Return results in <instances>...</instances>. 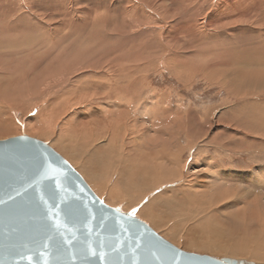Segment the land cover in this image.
I'll return each instance as SVG.
<instances>
[{
    "label": "rangeland",
    "instance_id": "1",
    "mask_svg": "<svg viewBox=\"0 0 264 264\" xmlns=\"http://www.w3.org/2000/svg\"><path fill=\"white\" fill-rule=\"evenodd\" d=\"M263 1L0 0V140L48 143L105 203L182 250L264 264ZM142 154L170 155L174 174L130 181L121 170Z\"/></svg>",
    "mask_w": 264,
    "mask_h": 264
},
{
    "label": "water",
    "instance_id": "2",
    "mask_svg": "<svg viewBox=\"0 0 264 264\" xmlns=\"http://www.w3.org/2000/svg\"><path fill=\"white\" fill-rule=\"evenodd\" d=\"M0 264H255L180 249L105 203L48 143L0 140Z\"/></svg>",
    "mask_w": 264,
    "mask_h": 264
},
{
    "label": "bare ground",
    "instance_id": "3",
    "mask_svg": "<svg viewBox=\"0 0 264 264\" xmlns=\"http://www.w3.org/2000/svg\"><path fill=\"white\" fill-rule=\"evenodd\" d=\"M264 2V1H263ZM233 13V12H232ZM231 15V14H230ZM233 16V15H232ZM232 18V17H231ZM248 19V18H247ZM230 23V22H229ZM128 24V23H127ZM94 26V25H93ZM85 38V37H84ZM181 38V37H180ZM141 42V41H140ZM36 43V42H35ZM35 43H33V44H35ZM32 44V43H31ZM38 44V43H37ZM59 44V43H58ZM28 45V44H27ZM39 45V44H38ZM169 45V44H168ZM41 46V45H40ZM63 47H64V45H62ZM25 47V46H24ZM34 47H36V46H34ZM38 47V46H37ZM42 47V46H41ZM45 47V46H44ZM43 47V48H44ZM57 47H60V48H58L59 49V51L57 52V51H55V53H58L59 54V57L60 58H58L59 60H62L64 57H62V54L60 55V53L59 52H61L60 51V49H61V46H57ZM7 48V47H6ZM43 48H41V49H43ZM56 48V47H55ZM2 49V48H1ZM39 49H40V47H39ZM39 49H38V51H39ZM40 49V50H41ZM57 49V48H56ZM64 49V48H63ZM37 50V49H36ZM51 50H54V48L53 49H51ZM188 50V49H187ZM29 51V50H28ZM195 51V50H194ZM193 51V52H194ZM179 52V51H178ZM177 52V53H178ZM30 53H31V51H30ZM54 53V54H55ZM63 53V52H62ZM157 53V52H156ZM183 53V52H182ZM253 53V52H252ZM256 53V52H255ZM258 53V52H257ZM65 54V53H64ZM173 54V53H172ZM186 53H184V55H185ZM197 54V53H196ZM195 54V55H196ZM245 54H248V53H245ZM251 54V53H250ZM31 55V54H30ZM160 55H162V54H160ZM210 55V54H209ZM252 55V54H251ZM256 55V54H255ZM52 56V55H51ZM65 56V55H64ZM172 56V55H171ZM170 56V57H171ZM176 56H177V54H176ZM179 56V55H178ZM243 56V55H242ZM175 57V56H174ZM173 56H172V58H174ZM244 57H247V58H245V59H247L248 60V56H244ZM243 57V58H244ZM249 57H251V56H249ZM257 57V56H256ZM262 58H263V55L261 56ZM148 58V57H147ZM152 58V57H151ZM176 58V57H175ZM184 59H185V57H183ZM196 58V57H195ZM229 58V57H228ZM242 58V57H241ZM253 58H255V56L253 57ZM57 59V58H56ZM68 59V58H67ZM186 59H188V58H186ZM185 59V60H186ZM244 59V60H245ZM177 59H175V61H176ZM179 60V59H178ZM184 60V61H185ZM249 60H250V58H249ZM251 60H252V57H251ZM259 60V59H258ZM64 60H62V62H63ZM67 60H65V62H66ZM180 61V60H179ZM183 61V62H184ZM243 61V60H242ZM260 61V60H259ZM61 62V61H60ZM181 62V61H180ZM209 62V61H208ZM245 62H246V60H245ZM257 62V61H256ZM262 62L264 63V59H261V63L260 64H262ZM126 63V62H125ZM185 63V62H184ZM183 63V64H184ZM181 64L182 63H180V66H181ZM246 64V63H245ZM63 65V64H62ZM61 65V66H62ZM122 65V64H121ZM133 65V64H132ZM178 65V64H177ZM184 65H186V66H189V65H187V63L186 64H184ZM184 65L182 66V68L184 67ZM190 65H191V63H190ZM206 65V64H205ZM27 66V65H26ZM31 66V65H30ZM30 66H29V68H30ZM58 66V65H57ZM68 67V66H67ZM118 68V67H117ZM181 68V69H182ZM185 68V67H184ZM189 68H190V66H189ZM62 69V68H61ZM123 69L124 70H126L127 69V66H124L123 67ZM186 69V68H185ZM57 71V70H56ZM59 71V70H58ZM183 71V70H182ZM127 72H128V70H127ZM127 72H125V73H127ZM244 72V71H243ZM252 72V71H251ZM54 73V72H53ZM130 73V72H129ZM128 73V74H129ZM191 73V72H190ZM246 73V72H245ZM259 73V72H258ZM257 73V74H258ZM241 74V73H240ZM252 74H254L253 72H252ZM57 75V74H56ZM55 75V76H56ZM239 76V75H238ZM244 76V75H243ZM242 76V77H243ZM255 76V75H254ZM54 77V76H53ZM129 78V77H128ZM240 78H241V76H240ZM246 78V77H245ZM252 78V77H251ZM55 80V79H54ZM53 80V81H54ZM247 80V79H246ZM245 80V81H246ZM42 81V80H41ZM111 85V84H110ZM118 97V96H117ZM136 98V97H135ZM80 99V98H79ZM129 100V99H128ZM78 102H80V101H78ZM74 103H76V101H74ZM64 104H67V103H64ZM59 105V104H58ZM57 105V106H58ZM62 105V104H61ZM60 105V106H61ZM71 105V104H70ZM72 105H74V104H72ZM76 105V104H75ZM59 106V107H60ZM53 107L55 108L56 107V105L54 106L53 105ZM58 107V108H59ZM157 108V107H156ZM159 108V107H158ZM164 108H166V107H164ZM163 108V109H164ZM56 109V108H55ZM147 108H145V109H143V111L142 112H146L147 113V111H149V110H146ZM155 109V107L153 108V111L152 112H150L149 114H152L151 116L154 118V121L155 120H159V117H160V113H161V111H162V109H160L159 108V110H160V113L158 112V111H156V110H154ZM169 109V108H168ZM164 111V110H163ZM168 112H169V110H167ZM166 112V109H165V111H164V113ZM168 112H167V114H168ZM119 113H121V112H119ZM141 113V111L139 112V114ZM170 113V112H169ZM127 114V113H126ZM125 114V115H126ZM160 114V115H159ZM173 114V113H172ZM177 114V113H176ZM120 115V114H119ZM138 115V114H137ZM163 115H165V114H163ZM163 115H161L162 117H164ZM131 116V115H130ZM139 116H141V118L140 119H143V118H145V117H143V113H141ZM145 116V115H144ZM150 116V115H149ZM168 116H169V114H168ZM150 118L149 120L151 121V119H153V118ZM148 119V118H147ZM85 120H88L87 122H83V124H85V126H87V123H89V120H90V118L89 119H85ZM96 120V119H95ZM135 120V119H134ZM162 120H164V119H162ZM162 120H161V122H162ZM92 121H94V119L92 120ZM99 121V120H98ZM140 121V120H139ZM144 121V120H143ZM145 121H148V120H145ZM95 122V121H94ZM137 122V121H136ZM181 122V121H180ZM81 123V122H80ZM90 123H91V121H90ZM89 123V125H92L93 124V122H92V124H90ZM138 123V122H137ZM142 123H144V122H142ZM146 123V122H145ZM158 123L160 124V122L158 121ZM151 124V123H150ZM82 125V124H81ZM88 125V126H89ZM95 125V124H94ZM98 125H100V124H97V126ZM103 125V124H102ZM101 125V127H103ZM133 125V124H132ZM154 125H158V124H154V122H153V127H154ZM170 125H171V123H170ZM178 125V124H177ZM84 126V125H83ZM83 126H81V127H83ZM97 126L96 127H94V128H92V129H95V128H97ZM119 126V125H118ZM159 126V125H158ZM99 127V126H98ZM157 127V126H156ZM121 128V127H120ZM135 128V127H134ZM85 129V128H84ZM88 129H89V127H88ZM97 129H100V128H97ZM106 129V128H105ZM154 130H156L157 131V129H155V128H153ZM165 129V128H164ZM77 130V129H76ZM80 130H82V128L80 129ZM87 130V129H86ZM90 130V129H89ZM96 130V129H95ZM126 130V129H125ZM133 130V129H132ZM135 130V129H134ZM158 130H159V128H158ZM92 131V130H91ZM104 131V130H103ZM132 132V131H131ZM155 132V131H154ZM162 132V131H161ZM101 133V132H100ZM99 133V134H100ZM142 133V132H141ZM149 133V132H148ZM163 133H164V131H163ZM162 133V134H163ZM171 133V132H170ZM176 133V132H175ZM175 133H173V135L175 134ZM178 133V132H177ZM144 134V133H143ZM160 135H161V133H159ZM142 135V134H141ZM140 135V136H141ZM154 135V134H153ZM159 135V136H160ZM176 135V134H175ZM151 136H152V134H151ZM156 137V136H155ZM158 137V136H157ZM149 138H150V136H149ZM160 138V137H159ZM114 139H115V137H114ZM151 139V138H150ZM160 140H163V139H160ZM162 142V141H161ZM164 142V141H163ZM176 144V143H175ZM112 145V144H111ZM111 145L109 146L110 148H111V150H113V147H111ZM189 145V144H188ZM108 147V148H109ZM158 147V146H157ZM168 147V146H167ZM183 147V146H182ZM156 148V147H155ZM115 149V148H114ZM160 149V148H159ZM116 152V151H115ZM118 152H119V150H118ZM117 153V152H116ZM174 153V152H173ZM177 153H178V151H177ZM166 154H170V153H167L166 152ZM150 155V154H149ZM172 155V154H171ZM175 155V154H174ZM174 155H172V156H174ZM177 155H180V153H178ZM122 156V155H121ZM151 157H153V156H151ZM157 157V156H156ZM159 157V156H158ZM164 157H166L169 161H167V162H174L173 160H170V159H173V158H171V156L170 155H166V156H164ZM163 157V158H164ZM155 158V157H154ZM163 158H157V160H155V161H152V160H150V156H149V160L150 161H148V157H145L143 154L141 155V157H140V159L138 158V160H137V158H136V160H132L130 163H131V165H132V168H129V169H126V168H124V169H122L121 171H122V173L123 174H125L129 179H130V181L131 180H133V181H138V182H140V183H142V185L144 184V185H147V186H149L150 184H156V183H159V179H161L162 178V180H164V178L165 179H169V178H166L167 177V175H170L171 173H173L174 171V164L175 163H173V166L171 165V163H170V167L172 166V168H173V170L172 169H169V170H167V169H165V167H164V164H166V165H168L166 162L165 163H162V159ZM175 158V157H174ZM178 158V157H177ZM151 159H153V158H151ZM175 160V159H174ZM152 161V162H151ZM145 162L146 163H152V164H145ZM177 162V161H176ZM203 162V161H202ZM126 163V162H125ZM129 163V162H128ZM128 165V164H127ZM209 169V168H208ZM219 169V168H218ZM214 173H215V171H214ZM174 174V173H173ZM120 175V174H119ZM156 176V180H154L153 181V179H154V177ZM224 176V175H223ZM127 177H126V179H127ZM170 177V176H169ZM150 178L152 179L151 181H150ZM218 179H220V178H218ZM228 179V178H227ZM209 180H210V178H209ZM158 181V182H157ZM167 181V180H166ZM129 182V181H128ZM130 184V183H129ZM132 184H134V182L132 183ZM132 184H130V185H132ZM139 184V183H138ZM253 184H254V182H253ZM141 185V186H142ZM209 185V184H208ZM217 185V184H216ZM146 186V187H147ZM156 186V185H155ZM187 186V185H186ZM211 186V185H210ZM99 187V186H98ZM167 187V186H166ZM150 188V187H149ZM207 188V187H206ZM208 188H209V186H208ZM211 188V187H210ZM253 188V187H252ZM131 189H133V188H131ZM191 189V188H190ZM103 191H105V189H102ZM201 190V189H200ZM232 190V189H231ZM204 191V190H203ZM212 191V190H211ZM252 192V191H251ZM257 192V191H256ZM188 193V192H187ZM204 193V192H203ZM210 193V192H209ZM230 193V192H229ZM113 195H114V192L112 193ZM211 194V193H210ZM117 194H115V196H116ZM215 195V194H214ZM256 196H258V195H256ZM117 197H118V195H117ZM189 197V196H188ZM205 197H208V196H205ZM205 197H204V199H205ZM215 197V196H214ZM200 198H202V197H200ZM212 198V197H211ZM226 198V197H225ZM261 198V197H260ZM263 198V197H262ZM116 199V198H115ZM203 199V200H204ZM210 199V198H209ZM208 199V200H209ZM201 200V199H200ZM203 200H201L202 202H203ZM205 200H207V199H205ZM223 200V199H222ZM187 202H191L192 204H194V205H190L191 207L192 206H197V207H201L202 208V206L204 205L205 206V203L201 206H199V205H197L198 203H199V200H198V196H196V195H192L191 197H189L187 200H186ZM211 201V200H210ZM256 201V200H255ZM254 201V202H255ZM219 202V201H218ZM258 202H259V198H258ZM166 203V202H165ZM208 203V202H207ZM200 204V203H199ZM210 204H212V203H210ZM210 204H209V206H210ZM215 204V203H214ZM255 203H253V205H254ZM256 204H257V202H256ZM261 205L262 206V204H261V202H259L257 205ZM233 205H234V203H233ZM239 205V204H238ZM249 205V204H248ZM256 205V206H257ZM255 206V205H254ZM207 207V206H206ZM206 207H205V209L203 208V211L205 210H207L206 209ZM211 207V206H210ZM252 207V206H251ZM200 208V209H201ZM212 208V207H211ZM232 208V207H231ZM254 209H255V207H253ZM261 208V207H260ZM259 208V209H260ZM198 210V209H197ZM196 210V211H197ZM143 211V210H142ZM201 211H202V209H201ZM242 211V210H241ZM256 212H257V209L255 210ZM259 211V210H258ZM261 211V210H260ZM146 212V211H145ZM197 212H199V211H197ZM219 212V211H218ZM196 213V212H195ZM248 213V212H247ZM203 214V213H202ZM216 214V213H215ZM243 214V213H242ZM251 214H253L252 213V211H251ZM259 215V214H258ZM243 216H245V215H243ZM254 216V215H253ZM238 217H239V213H238ZM257 217V216H256ZM261 217V216H260ZM259 217V218H260ZM253 218H255V217H253ZM239 220V219H238ZM250 220H251V225H250V223H248L251 227H252V225H254L255 226V223L257 222V224L259 223L258 221H255V223H254V221H252V219L250 218ZM240 221H242V220H240ZM240 221H238V222H240ZM241 223V222H240ZM246 223V222H245ZM244 223V224H245ZM252 223H254V224H252ZM243 224V223H242ZM249 225H247V223H246V225L245 226H247V227H245V230H246V228H248L249 229ZM261 224L259 223V226H260ZM215 226V225H214ZM256 227H258V226H256ZM261 227V226H260ZM262 228V227H261ZM253 230V229H252ZM259 230V229H258ZM257 230V231H258ZM250 231V230H249ZM260 231V230H259ZM251 232V231H250ZM254 232V231H253ZM254 233H256V230H255V232ZM259 233H261V232H259ZM258 233V234H259ZM264 233V232H263ZM262 234V233H261ZM263 237V236H262ZM198 246V245H197ZM205 247H207L208 249H211V244H205ZM234 250L237 252V251H243V250H246V247H244L243 245H241V244H239V247H236V248H234ZM235 253V252H234ZM255 256H260V257H264V253H259V252H256L255 253ZM254 256V257H255ZM259 259V258H258Z\"/></svg>",
    "mask_w": 264,
    "mask_h": 264
},
{
    "label": "snow or ice",
    "instance_id": "4",
    "mask_svg": "<svg viewBox=\"0 0 264 264\" xmlns=\"http://www.w3.org/2000/svg\"><path fill=\"white\" fill-rule=\"evenodd\" d=\"M132 215L134 216L135 215V212H133Z\"/></svg>",
    "mask_w": 264,
    "mask_h": 264
}]
</instances>
